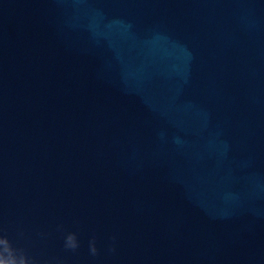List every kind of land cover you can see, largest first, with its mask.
<instances>
[{"label":"water","instance_id":"1","mask_svg":"<svg viewBox=\"0 0 264 264\" xmlns=\"http://www.w3.org/2000/svg\"><path fill=\"white\" fill-rule=\"evenodd\" d=\"M5 237L17 264H264V0H0Z\"/></svg>","mask_w":264,"mask_h":264},{"label":"clouds","instance_id":"2","mask_svg":"<svg viewBox=\"0 0 264 264\" xmlns=\"http://www.w3.org/2000/svg\"><path fill=\"white\" fill-rule=\"evenodd\" d=\"M0 243H4L5 245H7L9 243V239L5 237L3 240H0ZM4 251L5 252L9 251L7 246L5 247ZM93 252L95 253V249H93ZM2 255L3 253H0V257H2ZM0 264H17V262L14 258H9V259L0 258ZM20 264H24V261L21 260Z\"/></svg>","mask_w":264,"mask_h":264}]
</instances>
